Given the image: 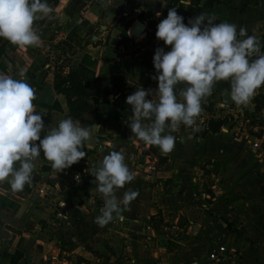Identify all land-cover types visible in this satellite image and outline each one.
Listing matches in <instances>:
<instances>
[{
    "label": "crops",
    "instance_id": "obj_1",
    "mask_svg": "<svg viewBox=\"0 0 264 264\" xmlns=\"http://www.w3.org/2000/svg\"><path fill=\"white\" fill-rule=\"evenodd\" d=\"M49 5L60 34L55 37L43 18L34 22L42 46L21 49L5 40L0 74L21 79L23 69L46 127L57 126L69 108L55 90L53 65L40 60L47 42H55L72 64L84 65L97 77L122 79L124 90L112 91L111 106L100 103L122 117L105 128H91L86 156L63 172L54 171L41 153L33 180L22 191L0 182V264H264V164L253 147L255 142L264 145V86L248 106H237L229 98V83H216L199 116L220 107L229 121L216 131L199 117V131L181 125L171 133L176 141L167 154L132 136L126 103L137 88L151 89L158 81L153 79L155 50L170 46L149 35L169 9L176 7L185 23L203 13L237 30L244 27L264 45V0H191L189 8L179 0H168L166 6L160 0H58ZM157 11L162 12L159 18ZM64 13L69 19L62 23ZM108 13L113 18L104 28ZM139 20L147 29L136 38L129 30ZM111 151L125 155L135 176L117 198L122 200L126 191L139 195L127 208L121 205L123 221L114 214L100 227L96 217L105 202L91 172Z\"/></svg>",
    "mask_w": 264,
    "mask_h": 264
},
{
    "label": "clouds",
    "instance_id": "obj_2",
    "mask_svg": "<svg viewBox=\"0 0 264 264\" xmlns=\"http://www.w3.org/2000/svg\"><path fill=\"white\" fill-rule=\"evenodd\" d=\"M160 3L166 6L168 0ZM179 3L191 6V0ZM53 12L48 0H0V38L21 49L40 47L34 22L52 19ZM160 16L162 12L157 11L156 17ZM184 21L173 7L158 23L157 39L170 46L167 51L165 47L155 50L153 79L158 80V87L137 88L126 99L132 111L128 118L132 136L146 147L158 146L164 154L174 149L176 137L171 133L181 125L199 131L202 102L212 95L216 83H229V98L237 106H248L256 90L264 86V45L254 34L249 35L244 27L237 30L232 23H217L203 13ZM18 74L21 79L0 74V182L7 180L13 192L32 182L34 162L41 153L58 173L78 163L86 156L84 149L93 131L71 117L46 127L45 114L33 104L35 90L26 82L23 69ZM98 165L91 174L105 202L96 217V223L104 227L114 214L123 221L121 205L127 208L139 193L126 191L122 200L117 198V191L135 179L122 152L111 151Z\"/></svg>",
    "mask_w": 264,
    "mask_h": 264
},
{
    "label": "trees",
    "instance_id": "obj_3",
    "mask_svg": "<svg viewBox=\"0 0 264 264\" xmlns=\"http://www.w3.org/2000/svg\"><path fill=\"white\" fill-rule=\"evenodd\" d=\"M57 2L58 0H48L49 4ZM123 35L125 38L128 37L126 30ZM155 36L156 31L149 35V39ZM4 41L5 39L0 38V56L5 49L6 42ZM69 65H72V59L65 56L63 63L61 62L57 66L55 74V90L58 94L65 96L69 108L67 118L78 120L83 127L87 128H93L95 125L105 128L108 123L120 120L122 115L119 110L102 109L100 103L103 102L106 106H111L112 91L117 88L118 91L124 90V85L121 84L122 79L119 77H97L93 71L82 64H79L76 69L71 68L69 73L64 74L66 66ZM85 81H88L86 82L88 84L93 83V90H87L84 86ZM89 99H93V102Z\"/></svg>",
    "mask_w": 264,
    "mask_h": 264
},
{
    "label": "rangeland",
    "instance_id": "obj_4",
    "mask_svg": "<svg viewBox=\"0 0 264 264\" xmlns=\"http://www.w3.org/2000/svg\"><path fill=\"white\" fill-rule=\"evenodd\" d=\"M52 17H53L52 19H48L47 18V22H46L47 23V28L53 32L55 37H57L60 34L59 33L60 30L57 29L58 27H56V24H55L56 22H58V19L56 18L55 15H52ZM123 22L124 23H127V22L130 23L132 21L123 20ZM35 28H36V26H35ZM46 45H45L46 47H44L43 51H41V54H42L41 55L42 57L40 59L41 60V65H44L45 63H50L51 66L53 65L54 73L56 74L57 66L61 62L63 63V60H64L65 56L66 57H69V56H68L67 52H66V54L65 53H60L57 50V46H56L57 44L55 42H47ZM57 61H59V63H57ZM71 68L76 69L77 68V64H72V65L66 66V68H65V72L66 73H64V74L69 73ZM86 82H88V81H85V85L84 86L87 88V90H93V88H94L93 83L90 82L88 84ZM153 83H154V85L152 86L151 89L155 90L158 87V81H154ZM89 100L93 102V99H89ZM262 106H264L263 103H262ZM102 109H104V108L102 107ZM221 117H223V118H221ZM203 119H204L203 123L206 126H209L210 130H212V131H216V130L220 129L219 127L222 124L226 123V121L227 122L229 121L227 113H225L220 107H216V108L209 107L208 109H206V114L203 115ZM236 132H238V131H236ZM236 136L240 137V136H238V134H236Z\"/></svg>",
    "mask_w": 264,
    "mask_h": 264
},
{
    "label": "water",
    "instance_id": "obj_5",
    "mask_svg": "<svg viewBox=\"0 0 264 264\" xmlns=\"http://www.w3.org/2000/svg\"><path fill=\"white\" fill-rule=\"evenodd\" d=\"M113 18V14L112 13H108L107 19L105 21V25L103 26L104 28H106V24L111 21V19ZM69 19V17L67 16V14H63L62 18H61V22L64 23ZM147 29V25L146 23H144L143 21L139 20L136 22V24L134 25L133 29L131 30L132 35L136 38H140L141 35L146 31Z\"/></svg>",
    "mask_w": 264,
    "mask_h": 264
},
{
    "label": "built area",
    "instance_id": "obj_6",
    "mask_svg": "<svg viewBox=\"0 0 264 264\" xmlns=\"http://www.w3.org/2000/svg\"><path fill=\"white\" fill-rule=\"evenodd\" d=\"M203 115H205L204 112H202V114H201L202 117L201 118L199 116V120L201 122H204ZM253 147H254V151L256 153L257 158L264 164V148H263L264 145L261 142H255V143H253ZM148 168L150 170H154L153 164H151V165L149 164ZM58 217H59V219H63V217H64L63 213H59ZM211 258L214 259V260H218V256H216V254H212Z\"/></svg>",
    "mask_w": 264,
    "mask_h": 264
}]
</instances>
